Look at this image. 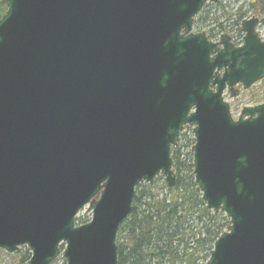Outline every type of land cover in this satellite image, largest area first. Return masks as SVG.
Returning <instances> with one entry per match:
<instances>
[{
  "label": "water",
  "instance_id": "water-1",
  "mask_svg": "<svg viewBox=\"0 0 264 264\" xmlns=\"http://www.w3.org/2000/svg\"><path fill=\"white\" fill-rule=\"evenodd\" d=\"M205 2L1 0L0 249L49 264L63 241L66 264H116L134 187L159 172L174 186L190 125L195 183L230 218L205 264H264V104L234 121L221 98L264 79V42L254 18L240 47L190 33Z\"/></svg>",
  "mask_w": 264,
  "mask_h": 264
},
{
  "label": "trees",
  "instance_id": "trees-1",
  "mask_svg": "<svg viewBox=\"0 0 264 264\" xmlns=\"http://www.w3.org/2000/svg\"><path fill=\"white\" fill-rule=\"evenodd\" d=\"M4 12L0 3V18ZM250 13L264 23V0H219L204 5L193 26L209 40L234 31L241 39L240 23ZM192 145V135L183 133L172 148L174 188L160 179L136 187L131 212L116 236L117 264H203L208 259L229 221L222 212L208 210L201 199L193 178ZM22 258L29 260L27 250Z\"/></svg>",
  "mask_w": 264,
  "mask_h": 264
},
{
  "label": "rangeland",
  "instance_id": "rangeland-1",
  "mask_svg": "<svg viewBox=\"0 0 264 264\" xmlns=\"http://www.w3.org/2000/svg\"><path fill=\"white\" fill-rule=\"evenodd\" d=\"M251 17H255L257 19H259V25L257 27V32H259V35L261 37H264V23L261 22V18L256 15L255 13H250L248 15H246V17L244 18V20L249 19ZM193 33L196 32H201L199 30H197L194 26L192 29ZM229 34V33H228ZM229 38L231 39L232 44L236 45L234 40L239 41L240 40V36L239 34L234 31L231 34L228 35ZM219 37L217 36L216 38L212 39L213 42H218ZM239 39V40H238ZM238 43V42H236ZM237 96L232 98L229 96L228 93H225L223 95V98L225 100V102L227 104H229V108H230V114L231 117L235 120L237 119V117L240 115V112L242 110V108L244 107H251V106H255L257 104L260 103H264V81H259L257 83H255L253 86H251L250 88L243 90L241 87H237ZM187 128L184 129L181 134H185L186 137H189L190 134L192 135V128L189 126H186ZM190 129V130H189ZM156 179H160L163 180L162 177H157ZM77 224H81V223H85L88 220H90L91 218V209L88 205L84 206L80 212L77 214ZM64 244H61L59 249H60V254L59 256L51 263V264H65V260L62 258V252L64 251ZM21 251L17 252V253H13V254H8L7 252H5L4 250L0 249V264H28L27 260H23V254H24V250L28 251V249L26 247H22L20 248Z\"/></svg>",
  "mask_w": 264,
  "mask_h": 264
},
{
  "label": "bare ground",
  "instance_id": "bare-ground-1",
  "mask_svg": "<svg viewBox=\"0 0 264 264\" xmlns=\"http://www.w3.org/2000/svg\"><path fill=\"white\" fill-rule=\"evenodd\" d=\"M126 218H127V217H126ZM126 218H124V220H125ZM124 220H123V221H124Z\"/></svg>",
  "mask_w": 264,
  "mask_h": 264
}]
</instances>
